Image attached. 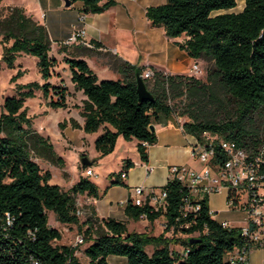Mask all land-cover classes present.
<instances>
[{
	"label": "trees",
	"instance_id": "16d2710c",
	"mask_svg": "<svg viewBox=\"0 0 264 264\" xmlns=\"http://www.w3.org/2000/svg\"><path fill=\"white\" fill-rule=\"evenodd\" d=\"M70 2H80L82 14H101L115 6L117 0ZM236 6L237 0H164L163 4L146 8L145 17L151 26L162 27L171 39L184 36L177 46L191 59L211 63L206 82L191 75L151 69L152 77L143 80L152 101L138 99L135 75H141L143 68L115 56L111 66L120 78L100 80L84 58L101 44L91 40L87 45L82 43L85 47L75 45L74 56L64 63L74 89L86 99L79 112L83 126L71 120L72 128L86 134L102 130L94 143L100 158L113 152L119 136L125 141L135 139L140 160L145 162L147 147L143 143L151 146L157 142L150 125H166L177 116L168 101L185 97L187 107L178 117L189 119L182 126L187 135L202 140L203 133H208L233 141L250 154L262 157L264 173V0H244L242 11L219 13ZM0 33L1 61L12 68L19 54L33 56L44 81L16 84V95L4 100L0 114V264H82L75 255L77 247L54 245L61 240V233L48 225V213L52 212L62 225H77L78 197L98 198L97 186L87 177H81L68 191L51 183V173L42 172L33 158L58 167L63 160L49 138L32 130L24 108L25 101L34 98L36 91L44 97L51 92L55 95L56 100L49 102L51 108H67V88L49 82L57 62L50 56L48 30L27 16L24 9L15 7L0 22ZM21 75L19 72L11 82ZM223 100L234 108L222 121L198 114L207 105H222ZM96 161H90L91 166ZM124 166L125 171L119 174L121 180L115 179L112 184L124 186L122 178L134 165L127 160ZM161 188L167 194L164 211H153L147 204L133 206L130 201L124 208L129 220L145 217L153 223L164 218L163 231L158 236L128 232L126 222L99 219L90 208L83 233L89 243L84 250L86 264H108L110 256L125 258L126 264H228L225 255L243 243L241 229L222 228L209 215L208 198L198 202V211L184 213L183 199L188 192L177 181L166 182ZM167 233L171 236L165 237ZM195 233L200 242L189 244L188 239ZM171 245L183 251H173ZM148 246L153 248L151 254L145 251Z\"/></svg>",
	"mask_w": 264,
	"mask_h": 264
},
{
	"label": "rangeland",
	"instance_id": "374dc122",
	"mask_svg": "<svg viewBox=\"0 0 264 264\" xmlns=\"http://www.w3.org/2000/svg\"><path fill=\"white\" fill-rule=\"evenodd\" d=\"M18 0H1L0 2V22L10 15V12L13 8L18 7L24 9V12L27 16L35 19L39 14L42 13L43 25L47 28L49 36L54 40V43L51 44L50 56L56 59V66L53 68V76L49 82L53 85H61V87H66L68 90V96L66 97L67 108L65 109H53L49 106L51 100H56V97L52 92L49 97H44L41 91L35 92V97L27 99L24 103V108L26 109V115L30 119L31 128L34 131H42L43 135L48 136L50 142L54 144L55 149L59 152L57 155L63 160L62 166L58 167L51 165L50 163L34 157V161L37 162L42 169V172L49 171L51 173L52 179L51 182L58 186H62L63 191H68L71 186L70 181H78L82 176V173L85 169L82 168L81 164V155L85 154L90 159L96 155L95 142L92 138H88L83 149L78 148V134L71 126V120L78 119L80 120V107L82 106L81 96L72 86L70 82V73L68 71L67 65L64 63L66 58H71L74 56V52L77 51L75 45L79 47H85L82 44V38L76 42L70 41V37L67 39V34L73 30V25L78 23L79 16L83 14L77 9L80 2H76L73 6L69 8L64 7V0H21L25 3L26 6L17 5ZM121 4L126 1V8L130 9L135 17L141 22L145 20L144 11L146 7L157 6L158 4H163L164 0H121ZM244 7V0H237V6L230 10H225L226 12L222 13H238L242 11ZM217 13H213L215 15ZM43 17H46L45 20ZM157 31V30H156ZM2 38L3 34L0 33V114L2 112L3 102L7 97H12L16 95L15 85L16 84H28L32 82H37L43 84L44 81L41 78V75L38 71L36 62L37 59L33 56L26 54H19L15 60L14 66L8 68L5 63L1 61L3 48H2ZM67 39V40H66ZM181 39H185L184 36ZM12 41L8 42L6 45L10 46ZM94 51V50H93ZM115 56L110 52H93L88 59V63L91 69L102 79H108L103 77H110L113 79H119L111 66L114 61ZM85 60V59H84ZM201 72L196 74L194 77L200 79L203 82L207 81V71L211 68V63L207 60H201L199 62ZM149 70L143 68L141 76ZM22 75L15 81L11 82L12 77L16 76L18 73ZM152 72V71H151ZM153 75V74H152ZM151 75V77H152ZM143 78V77H142ZM144 79V78H143ZM69 90L71 92H69ZM69 103V104H68ZM175 111V117L179 118L182 123L189 121L186 116L178 117L186 107L187 103L185 97L179 98L175 101H168ZM233 104L227 100L222 101V105H207L202 108L198 113L202 117L222 121L225 117L230 116L233 113ZM193 111V110H192ZM74 116V118L72 117ZM77 122V121H76ZM78 123V122H77ZM63 124L64 127L59 125ZM69 125L67 134L73 133V142L76 147H73L71 143L66 142L67 139L62 140L59 138V135H62V131ZM63 151V152H62ZM175 158L171 159L172 164L174 162L180 161L184 156L182 153L177 152ZM64 156V157H63ZM138 153L136 149L132 146H126L123 148H118L112 154H109L104 157H98L97 163H95L91 168L94 171V175L89 177L94 181H107L109 187H114L110 194L105 199V202L111 200V203L120 208L118 205L119 200L124 196L123 185L112 184L110 181L115 179L121 180L119 174L125 171V163L127 160H137ZM191 159V158H190ZM192 160V159H191ZM92 161V160H91ZM142 163L143 161L140 160ZM193 161V160H192ZM140 162V163H141ZM198 167L200 164L197 163ZM189 166V165H185ZM191 167V166H189ZM124 178H122V181ZM157 181H161L160 179ZM156 189H159L156 188ZM103 192V191H102ZM104 196V195H103ZM102 196V197H103ZM226 193H216L209 196L208 206L209 209L213 212V215L218 219H228L231 217L233 221L230 222L232 226L242 227L245 225V213L240 211H234L228 208L225 204ZM78 207L80 209H85L86 206L83 205L84 198L79 196L77 199ZM164 218L160 219L162 221ZM86 219L84 215L80 214L79 223L77 225H62L56 221L55 215L52 212L48 213V225L51 228L59 230L61 233V240L54 242V245H66L74 247V241L77 236H83V233L86 229ZM158 227V224H156ZM143 221H133L131 220L127 228L129 232H146L147 229H144ZM156 229L153 232V236H156ZM168 236L170 234H167ZM181 237V235H178ZM195 233L191 237H197ZM183 237V236H182ZM84 238V236H83ZM88 242L84 240L83 244L76 246L77 251L75 253L76 257L79 259L80 263L86 264L88 259L84 255V250L88 246ZM171 250L175 251V245H171ZM147 254H150L152 247L148 246L145 249ZM108 264H126V259L122 257L110 256L107 259Z\"/></svg>",
	"mask_w": 264,
	"mask_h": 264
},
{
	"label": "crops",
	"instance_id": "0c3cea01",
	"mask_svg": "<svg viewBox=\"0 0 264 264\" xmlns=\"http://www.w3.org/2000/svg\"><path fill=\"white\" fill-rule=\"evenodd\" d=\"M121 2V0H117L115 6L101 14H83L82 16H79L78 23L73 25V30L69 34H67V39L74 31L84 29L85 36L82 39V43L84 45H87L92 40L100 43L102 46L99 49H94L95 52H110L114 56L128 61L129 63L136 65L140 68H145L149 71H151V69H155L156 71H161L165 74L170 75H196L194 73L192 74L190 72V69L196 63L199 65V62L201 60L191 59L185 51L181 50L177 46V43L183 42L184 39H181V37L174 39L166 37L163 28L151 26L150 22L147 20L146 17L145 20L140 22L137 17L133 15L132 11L126 8V6L128 5L127 2L125 1L123 5L121 4ZM16 4L17 5L15 6H26L25 3L21 2V0H18ZM77 9L80 11L81 3L78 4ZM222 12L226 11H220L219 13ZM42 16H44V14L41 10V14L35 17V20L38 21L40 24L44 23V21H42ZM45 18L46 17H43L44 20ZM81 18H83V21L80 20ZM50 40L51 44H53L54 40L51 37ZM88 47L92 48V46L90 45H88ZM84 59L88 63V59ZM97 77L102 80V77L100 78L98 75ZM103 78L113 79L110 77ZM69 92L71 91L69 90ZM77 93L81 96L80 99L82 101L86 99V97L82 94L81 91H77ZM72 117L74 118V116ZM76 121L80 126H83V118L80 117V120L76 119ZM182 126L183 123L179 120V118L175 116L172 117L166 125L154 124L157 142L154 145H148L147 160L145 162L142 163L140 161L139 154L137 160H131L134 166L127 172L126 176L124 177V180L122 181L125 187V193L123 198L119 201L132 198L134 196L133 188L140 185H143L146 188L155 189L158 187H163L166 184L168 168L170 166L189 165L196 169L199 168L195 161H192L190 159L189 154V148L190 145L194 142V137L187 135L183 131ZM69 128L70 127L68 125L62 131V135H59V138L64 141L65 139H67L65 143L69 142L72 144L73 147H76L72 138L73 133L69 135L67 134ZM73 131H76V133L78 134V148L80 149L84 148L88 138H92L95 142L96 138L102 133L101 129L93 134H86L81 129ZM37 132L42 136L48 138V136L43 135L42 131L38 130ZM137 143L138 142L135 139L131 141H125L122 136H119L117 138L113 152L120 147L123 148L126 146H132L134 149H136ZM54 150L57 153L59 152L57 149H55V147ZM177 152L182 153L184 158L172 164L169 161L175 158V154ZM98 157V153H96L93 159H90L86 155V158L89 161L97 160ZM146 164L154 167L153 173H151L147 177L145 173ZM82 176L84 177V171L82 173ZM88 179L97 186L99 197L93 198L87 195H83V204H86L87 200H89L86 206H88L89 209L92 208L94 210L95 217L99 219L113 218L119 221H124L126 222L127 226L131 220L126 217L124 213V207H115L111 203V200L105 202V199L110 194V191L116 186L109 187V183H107V181H94L90 178ZM159 179L161 181H157ZM70 182L71 188L78 181ZM110 182L112 183L113 181ZM212 218L217 222L228 221L230 223L231 221H233L231 217H229L228 219H218L216 218V216L213 215ZM160 219L162 218L155 220L153 223H149L146 219L143 218L139 221L144 222V229H147L149 235H153V232L156 229V236H158L162 233L163 224L165 222L164 219L162 221H160ZM156 224H158V227ZM165 237H170V235L168 236L167 234H165ZM175 250L178 252H182L183 248L177 245L175 246ZM249 264H264V248L254 249L251 251V253L249 254Z\"/></svg>",
	"mask_w": 264,
	"mask_h": 264
},
{
	"label": "built area",
	"instance_id": "2783aa9c",
	"mask_svg": "<svg viewBox=\"0 0 264 264\" xmlns=\"http://www.w3.org/2000/svg\"><path fill=\"white\" fill-rule=\"evenodd\" d=\"M83 21V18L80 19ZM85 30L74 31L70 41L83 39ZM190 72L199 74L201 68L196 63ZM152 72L143 74L144 79L151 78ZM148 147L147 143H143ZM190 158L200 164L199 168L189 166H170L167 181H177L187 189L188 195L183 199L182 211L196 212L199 210V201L209 200V196L225 192V204L234 211L245 213V225L232 226L228 221H221L222 228H240L243 243L227 253L224 260L228 264H249V254L254 249L264 248V173L261 171L262 157L254 156L245 149L238 147L235 142L219 139L208 133H203L202 140L194 138L190 145ZM154 167L145 165L146 177L153 173ZM94 172L91 168L84 170V177H91ZM134 196L118 202L120 207H126L128 202L133 206L142 207L147 204L153 211L165 210L167 207L166 191L163 188H146L143 185L133 188ZM89 200H87V205ZM78 202V201H77ZM78 206V203H77ZM80 214L89 219L90 209L78 207ZM212 217L213 212L209 210ZM145 219V217H142ZM141 218V219H142ZM164 225V224H163ZM187 227V226H186ZM168 234V233H167ZM171 236V233H169ZM197 234V233H196ZM198 235V234H197ZM83 236H77L74 247L83 244ZM184 256L187 252L183 253ZM33 264H38L34 262Z\"/></svg>",
	"mask_w": 264,
	"mask_h": 264
},
{
	"label": "water",
	"instance_id": "95a60500",
	"mask_svg": "<svg viewBox=\"0 0 264 264\" xmlns=\"http://www.w3.org/2000/svg\"><path fill=\"white\" fill-rule=\"evenodd\" d=\"M71 6V2L70 0H64V7L65 8H69ZM136 90H137V94H138V99L140 102L143 101H152L153 97L150 94V92L147 90L145 82L142 78V76L136 72ZM149 130L151 132H155V128L154 125H150ZM81 164L85 165L87 167H91V162L87 159V158H81ZM200 239L196 238V237H190L188 239V243L189 244H196L199 243Z\"/></svg>",
	"mask_w": 264,
	"mask_h": 264
}]
</instances>
